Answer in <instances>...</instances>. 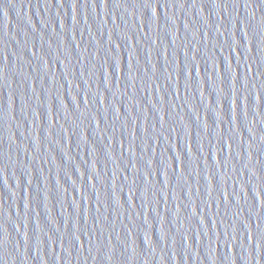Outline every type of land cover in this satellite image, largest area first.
Listing matches in <instances>:
<instances>
[{
  "label": "water",
  "instance_id": "1",
  "mask_svg": "<svg viewBox=\"0 0 264 264\" xmlns=\"http://www.w3.org/2000/svg\"><path fill=\"white\" fill-rule=\"evenodd\" d=\"M262 235V0H0V264H264Z\"/></svg>",
  "mask_w": 264,
  "mask_h": 264
},
{
  "label": "snow or ice",
  "instance_id": "2",
  "mask_svg": "<svg viewBox=\"0 0 264 264\" xmlns=\"http://www.w3.org/2000/svg\"><path fill=\"white\" fill-rule=\"evenodd\" d=\"M140 2L144 7H149L154 0H140ZM262 2H264V0H262ZM193 3H195V0H193ZM261 238L264 239V235H262ZM253 250H255V248Z\"/></svg>",
  "mask_w": 264,
  "mask_h": 264
}]
</instances>
